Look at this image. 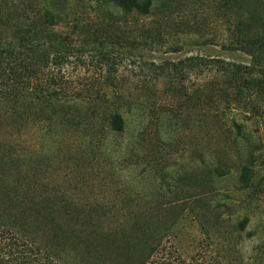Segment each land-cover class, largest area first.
<instances>
[{"label": "rangeland", "instance_id": "rangeland-1", "mask_svg": "<svg viewBox=\"0 0 264 264\" xmlns=\"http://www.w3.org/2000/svg\"><path fill=\"white\" fill-rule=\"evenodd\" d=\"M225 2L152 0L149 13L137 14L112 0H0L11 19L1 23L4 40L14 34V20L23 27L40 13L75 45L60 70L44 74L72 106L71 121L30 125L23 153L35 174L27 182L79 213L78 229L95 234L90 243L100 244L98 232L140 223L153 231V246H172L182 259L231 246L244 262H264V97L250 100L258 113L228 109L206 95V86L219 95L234 86L216 77L215 67L193 69L178 94L160 70L196 55L251 64L231 43L234 16ZM243 2L249 17L264 23V2L257 9ZM19 10L25 15L15 19ZM107 87L124 97L123 131L107 123L109 107L98 111L93 101ZM206 100L212 113L203 110ZM245 167L253 170L249 188L238 181Z\"/></svg>", "mask_w": 264, "mask_h": 264}, {"label": "trees", "instance_id": "trees-1", "mask_svg": "<svg viewBox=\"0 0 264 264\" xmlns=\"http://www.w3.org/2000/svg\"><path fill=\"white\" fill-rule=\"evenodd\" d=\"M112 1L125 12L137 14L149 13L152 2ZM226 1L225 7L234 16L231 43L251 57V64L196 55L165 62L160 70L163 78H170L166 86L174 92L193 69L215 67L216 77L222 74L227 77V83L234 86L221 95L206 86V95L211 100L219 97L225 108L258 113L260 106L255 100L250 104V100L253 95L264 97V23L253 14L249 17L252 8H245L243 1L251 2L257 9L264 0ZM16 13L15 19L25 15L21 10ZM38 16L23 27L14 20V34L5 40L0 37V264H264L256 260L244 262L242 250L231 246L225 247L223 253L200 248L197 257L182 259L172 246L156 245V242L153 246V231L140 223L127 230L98 232L100 244L90 243L95 234L88 228L78 229L83 220L79 213L62 204L63 200L40 192L39 186H30L27 180H35V174L27 168L23 153L28 149L24 139L28 127L50 128L53 124L66 125L71 121L69 108L72 106L59 94L60 88L55 82L53 85L45 80L44 74L50 69L60 70L75 50V45L53 30L43 15ZM7 19V10L0 7V31L1 23L5 20L6 25L11 20ZM109 78L114 85L115 78ZM220 84L221 81L216 83L214 89L221 88ZM45 88H51V93L43 90ZM123 99L113 87L96 92L93 99L99 103L97 109L109 107L107 123L115 131L126 127ZM209 102L206 100L207 108H203L206 114L212 113ZM95 120L93 118L92 123ZM252 176L253 170L245 167L238 180L243 188L252 185ZM136 221L144 222L136 219L133 223ZM247 222L245 218L236 231L243 230ZM230 239V236L226 238ZM236 251L238 255L233 257Z\"/></svg>", "mask_w": 264, "mask_h": 264}]
</instances>
